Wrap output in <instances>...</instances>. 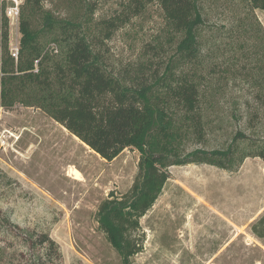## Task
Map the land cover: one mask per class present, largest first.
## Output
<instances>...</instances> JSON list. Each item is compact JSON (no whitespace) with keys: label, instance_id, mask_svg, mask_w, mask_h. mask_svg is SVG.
Here are the masks:
<instances>
[{"label":"rangeland","instance_id":"rangeland-1","mask_svg":"<svg viewBox=\"0 0 264 264\" xmlns=\"http://www.w3.org/2000/svg\"><path fill=\"white\" fill-rule=\"evenodd\" d=\"M130 1L98 3L93 22L126 19L100 50L115 72L161 73L176 36L156 1ZM2 2L4 9L13 4ZM18 3L19 17L21 10L35 13L33 28L40 27V9L61 18L80 12L78 0ZM246 12L239 0H203L205 25L196 69L206 129L188 149H224L237 130L252 139L264 136V11L249 13L262 29L261 40L227 32ZM7 19L12 48L20 33L18 24ZM241 38L246 39L243 49ZM48 39L43 37V49L53 46ZM0 137V224L8 219L20 233L48 234L58 245L61 264H122L98 226V208L110 193L130 196L139 152L126 148L107 161L40 108L20 104L0 110ZM249 146L243 142L240 148ZM168 169L161 193L140 218L134 235L142 239V249L130 264H264L262 158L248 156L227 168L189 163ZM2 232V245L16 253L23 250L16 235ZM44 264L59 262L53 254Z\"/></svg>","mask_w":264,"mask_h":264},{"label":"trees","instance_id":"trees-1","mask_svg":"<svg viewBox=\"0 0 264 264\" xmlns=\"http://www.w3.org/2000/svg\"><path fill=\"white\" fill-rule=\"evenodd\" d=\"M100 1L78 0L80 12L74 18L55 17L40 9L39 28L32 27L35 13L21 10L14 59L0 0V107L40 108L107 161L126 148L139 152V172L130 196L110 193L99 205L97 219L122 264H130V258L142 249V239L134 235L140 230V218L161 193L170 166L207 163L227 168L248 156L264 160V136L252 139L237 130L224 149L187 148L191 141L201 140L206 129L196 69L200 29L205 25L203 0H142L160 5L176 36L163 71L152 75L122 74L108 66L100 44L126 19L117 16L93 22ZM239 1L248 12L235 18L227 32L261 40L262 29L249 13L264 11V0ZM45 35L47 42L55 44L50 50L43 49ZM239 42L243 49L246 39ZM243 142H250L248 150L240 148ZM1 226L7 234L16 235L24 248L16 253L0 243V264H44L53 254L61 264L58 245L48 234L20 233L8 219H2L0 234Z\"/></svg>","mask_w":264,"mask_h":264},{"label":"built area","instance_id":"built-area-1","mask_svg":"<svg viewBox=\"0 0 264 264\" xmlns=\"http://www.w3.org/2000/svg\"><path fill=\"white\" fill-rule=\"evenodd\" d=\"M13 4L7 6L4 9V13L8 18L12 19V23L18 24L19 19V2H22V0H11ZM18 45V44H17ZM17 52H18V46L10 48V54L14 59H17ZM36 64V63H35ZM0 110H2V107H0ZM2 141V138L0 137V142Z\"/></svg>","mask_w":264,"mask_h":264}]
</instances>
